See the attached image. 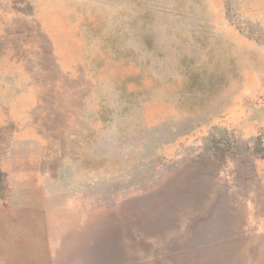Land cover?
<instances>
[{
	"label": "rangeland",
	"instance_id": "rangeland-1",
	"mask_svg": "<svg viewBox=\"0 0 264 264\" xmlns=\"http://www.w3.org/2000/svg\"><path fill=\"white\" fill-rule=\"evenodd\" d=\"M0 264H264V0H0Z\"/></svg>",
	"mask_w": 264,
	"mask_h": 264
},
{
	"label": "bare ground",
	"instance_id": "bare-ground-1",
	"mask_svg": "<svg viewBox=\"0 0 264 264\" xmlns=\"http://www.w3.org/2000/svg\"><path fill=\"white\" fill-rule=\"evenodd\" d=\"M172 44V43H171ZM158 66V65H157ZM214 67V66H213ZM210 83V82H209ZM130 142V141H129ZM128 145V144H127ZM130 146V145H129ZM109 148V147H108ZM130 149V148H129Z\"/></svg>",
	"mask_w": 264,
	"mask_h": 264
}]
</instances>
